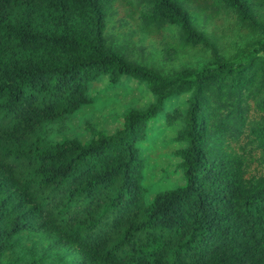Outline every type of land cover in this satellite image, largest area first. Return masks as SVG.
<instances>
[{
  "label": "trees",
  "instance_id": "trees-1",
  "mask_svg": "<svg viewBox=\"0 0 264 264\" xmlns=\"http://www.w3.org/2000/svg\"><path fill=\"white\" fill-rule=\"evenodd\" d=\"M135 2L149 41L128 0H0V264H264V0ZM103 80L151 100L67 136ZM161 121L182 183L145 201Z\"/></svg>",
  "mask_w": 264,
  "mask_h": 264
},
{
  "label": "rangeland",
  "instance_id": "rangeland-1",
  "mask_svg": "<svg viewBox=\"0 0 264 264\" xmlns=\"http://www.w3.org/2000/svg\"><path fill=\"white\" fill-rule=\"evenodd\" d=\"M135 3V0H128L127 4L119 7L110 20L111 25L115 26L118 31L130 35L133 40L137 38L144 42L149 41V35L142 25V10ZM168 34L167 38L165 37L166 47L171 50L176 48L177 44L173 28L168 29ZM149 43L153 44V41ZM165 58L166 63L171 61L178 63L180 61L179 57L174 56L172 51H168ZM182 60L192 64L203 61L204 56L191 54L186 58H182ZM104 85L105 80L92 85L90 94L96 97L97 101L71 116L70 121L66 124L68 126L67 136L74 134L82 142H86L89 139L86 128L88 122L91 126L110 135L121 127V116L126 109L131 106L143 107L151 100L149 92L142 86L138 87L135 82L130 83L133 90L125 92L122 89H116L113 93H102L101 90ZM185 98L183 96L180 102H183ZM158 125H162L159 130H164L163 136L166 141H156L153 149L144 154L143 183L146 186L155 183L146 195L145 201H148L157 193L171 190L182 183V174L177 168L179 159L173 155L182 145L174 141L171 142L174 134L170 127H167L162 121ZM60 138L61 136L58 135L55 140H60ZM54 260L56 263L57 260Z\"/></svg>",
  "mask_w": 264,
  "mask_h": 264
}]
</instances>
